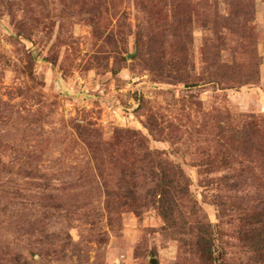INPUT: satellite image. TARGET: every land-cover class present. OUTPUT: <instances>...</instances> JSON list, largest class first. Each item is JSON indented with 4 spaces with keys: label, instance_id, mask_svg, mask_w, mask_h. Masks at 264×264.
Returning <instances> with one entry per match:
<instances>
[{
    "label": "rangeland",
    "instance_id": "374dc122",
    "mask_svg": "<svg viewBox=\"0 0 264 264\" xmlns=\"http://www.w3.org/2000/svg\"><path fill=\"white\" fill-rule=\"evenodd\" d=\"M247 115L254 152L224 161L218 130ZM78 124L139 132L183 172L211 264H264V0H0V264H204L154 207L106 208L130 149L103 181Z\"/></svg>",
    "mask_w": 264,
    "mask_h": 264
},
{
    "label": "trees",
    "instance_id": "16d2710c",
    "mask_svg": "<svg viewBox=\"0 0 264 264\" xmlns=\"http://www.w3.org/2000/svg\"><path fill=\"white\" fill-rule=\"evenodd\" d=\"M212 67L215 66L211 64ZM255 67L252 60L248 65L249 72L253 71ZM212 69L214 70V68ZM212 69L210 71H213ZM206 71L209 72L207 69ZM256 119L254 116L247 115L242 128H239L237 124H229L222 130L223 134L218 130V135H221L218 144L225 148L220 152L224 161H230L231 159L228 157L232 156L237 148H242L243 154H248L250 151L254 152L252 150L255 146L253 140L257 134L263 133L257 129L259 124ZM76 129L77 134L87 143L91 151L98 148L101 157L98 158L99 162H95V164L96 169H99L103 177V181L105 179L103 175H106L104 167L107 165V152L112 151L118 145L130 149L131 156L127 165H121L120 173L114 178L110 177L109 184L106 180L103 182L107 209L112 207L111 212H119L128 208L140 214L143 209L154 207L174 232L185 235L193 234L194 241H187L185 250L193 248L204 264L214 262L213 225L201 211L198 202L190 199L189 180L184 177L181 170L178 171L180 174H176L175 165L164 159L161 152L151 150L145 144L147 139L139 132L119 128L115 130L110 139L97 141L101 137L97 128L78 124ZM149 130L151 131V128ZM131 143H136V149H139V152H135L134 149L127 146ZM93 144L95 145L94 148ZM256 145L258 148L256 150L264 153V146L262 147L260 142ZM126 152L123 150L121 153L125 154ZM188 205H191L188 217L193 223L185 221L188 217H186L184 213L186 210L184 211V209ZM180 215L182 216L181 219L179 218ZM255 223H264V215L261 216L260 220L257 218ZM189 224L191 226L186 228V225ZM256 251L260 252L262 248H258Z\"/></svg>",
    "mask_w": 264,
    "mask_h": 264
},
{
    "label": "water",
    "instance_id": "95a60500",
    "mask_svg": "<svg viewBox=\"0 0 264 264\" xmlns=\"http://www.w3.org/2000/svg\"><path fill=\"white\" fill-rule=\"evenodd\" d=\"M150 263H151V264H158V262H157V259H156V258H152V259L150 260Z\"/></svg>",
    "mask_w": 264,
    "mask_h": 264
}]
</instances>
